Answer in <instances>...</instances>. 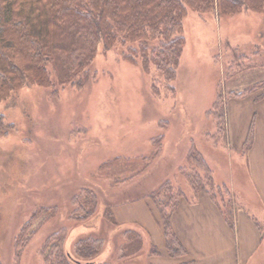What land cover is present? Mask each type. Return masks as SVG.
I'll use <instances>...</instances> for the list:
<instances>
[{"label":"rangeland","instance_id":"obj_1","mask_svg":"<svg viewBox=\"0 0 264 264\" xmlns=\"http://www.w3.org/2000/svg\"><path fill=\"white\" fill-rule=\"evenodd\" d=\"M183 36L175 78L167 84L154 85L155 70L130 62L123 46L106 52L100 46L80 88L55 93L29 86L0 101L4 124L13 125L0 131V264H47L41 247L62 229L64 251L96 237L105 243L95 263L144 264L154 256L144 236L130 229L139 243L122 253L126 229L102 213L141 199L158 211L150 196L166 199L164 183L180 190L179 201L212 196L233 223L238 210L261 211L246 174L253 120L238 155L230 146L228 105L264 98V11L201 16L188 7ZM218 99L220 118L208 113ZM192 152L203 162L189 159ZM84 190L95 200L84 202L90 216L77 220L72 200ZM41 207L53 214L34 222L16 263L18 233Z\"/></svg>","mask_w":264,"mask_h":264},{"label":"trees","instance_id":"obj_2","mask_svg":"<svg viewBox=\"0 0 264 264\" xmlns=\"http://www.w3.org/2000/svg\"><path fill=\"white\" fill-rule=\"evenodd\" d=\"M188 7L201 16L206 12L227 16L264 11V0H0V101L29 86L51 88L55 93L68 86L80 88L100 46L103 52L123 46L130 62L139 64L145 72L155 70L158 77L154 85L167 84L175 78L179 65ZM208 113L216 118L223 116L221 99ZM12 126L4 124L0 113V131L6 133ZM198 157L192 152L189 159L202 161ZM199 164L205 172L210 171L205 163ZM162 188L168 193L166 199L158 200L155 193L150 197L160 214L166 250L171 257H179L186 250L172 229L171 216L183 194L165 183ZM210 198L233 227L230 212L221 211L216 199ZM94 200L93 192L88 190L76 195L72 218L86 220L92 210H86L84 202L93 204ZM51 210L41 207L33 211L22 225L15 240L16 263L26 239L35 232L34 222L48 219ZM102 214L118 226L110 210ZM256 225L263 234L258 222ZM123 234L128 243L123 245L122 253L134 242L135 246L139 243L133 230L126 229ZM66 238L62 229L46 239L41 254L47 264H108L93 261L103 249L102 238L78 239L72 253L62 248ZM150 248L151 254H157L154 245Z\"/></svg>","mask_w":264,"mask_h":264},{"label":"crops","instance_id":"obj_3","mask_svg":"<svg viewBox=\"0 0 264 264\" xmlns=\"http://www.w3.org/2000/svg\"><path fill=\"white\" fill-rule=\"evenodd\" d=\"M229 140L239 155L250 122L253 120L252 144L246 154V174L261 211L238 210L233 227L207 197L195 203L181 199L172 215V228L186 253L171 257L165 246L164 231L158 211L146 199L113 207L115 222L124 229H137L145 245H154L157 254L144 264H264V236L256 222L264 218V98L245 105H228ZM146 236V237H145Z\"/></svg>","mask_w":264,"mask_h":264}]
</instances>
